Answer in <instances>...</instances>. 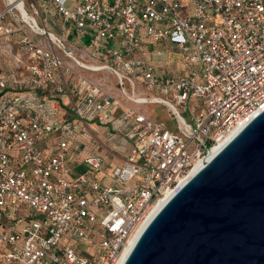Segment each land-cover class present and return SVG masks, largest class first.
<instances>
[{
	"label": "built area",
	"instance_id": "built-area-1",
	"mask_svg": "<svg viewBox=\"0 0 264 264\" xmlns=\"http://www.w3.org/2000/svg\"><path fill=\"white\" fill-rule=\"evenodd\" d=\"M5 2L0 10V264H118L153 206L196 162L264 110L263 2ZM57 20L79 40L88 37L82 53L47 29ZM24 26L47 42L35 41ZM147 43L168 46L150 52L159 56L172 46L186 67L198 65V71L157 76L152 61L143 58ZM98 73L113 76L120 95L89 75ZM71 90L73 120H58L45 94L70 96ZM121 105L119 118L131 122L125 135L131 146L111 170V184L96 177L99 157L85 160L91 173L68 179L73 121L82 122L90 109ZM145 105L165 108L174 129L154 122L140 110ZM21 211L25 214L18 216Z\"/></svg>",
	"mask_w": 264,
	"mask_h": 264
},
{
	"label": "water",
	"instance_id": "water-1",
	"mask_svg": "<svg viewBox=\"0 0 264 264\" xmlns=\"http://www.w3.org/2000/svg\"><path fill=\"white\" fill-rule=\"evenodd\" d=\"M122 264H264V110L174 191Z\"/></svg>",
	"mask_w": 264,
	"mask_h": 264
},
{
	"label": "crops",
	"instance_id": "crops-1",
	"mask_svg": "<svg viewBox=\"0 0 264 264\" xmlns=\"http://www.w3.org/2000/svg\"><path fill=\"white\" fill-rule=\"evenodd\" d=\"M263 5H264V0H262ZM47 29L50 30L51 32H53L54 34L64 38L65 42H67L68 46L70 49H72L74 51V53L76 54H80L82 53V46L86 45L88 43V40L86 42L82 41L83 39H78L75 32L71 29H69L68 27L66 28H61L60 26V21H56L55 24L53 25H48ZM31 38H33L35 41L37 42H47L46 39L44 38H40L37 36H31ZM157 48L158 50H167V45L166 44H159V45H154L152 43H147L145 45L142 46V52H144L143 58L147 59V60H151L155 70H156V75L157 76H171V74H164V75H160L159 73V68L161 65L162 67L166 66V63L162 60L159 61H155L154 60V56L156 54L154 53H150L153 51L154 48ZM169 52H164L160 57L164 56L165 53H178L181 57L182 55L175 51L172 46H169ZM159 56V55H156ZM183 58V57H182ZM184 62V61H183ZM191 68V66H187L186 67V71H188ZM164 73V72H163ZM91 78L97 79V80H102L104 81V83L106 82L108 85V89H110L115 95H120V91L119 88H117L116 86V79L113 76H110L108 74H93L91 76V74H89ZM57 77L58 80H60L58 74L55 75ZM73 83V81H71ZM110 82V83H108ZM109 84H112L113 87H111ZM140 90H142V88H140ZM143 93V91H142ZM45 100L47 101V105L50 108V110L54 111V114L56 116V118L58 120H73L72 117V113H71V103L73 102V100L75 99V94L74 91L71 90L70 91V96L67 95H60V96H55V95H48L47 93L45 94ZM197 102V104H199V101L194 100L192 101V106L193 103ZM54 103L57 105L56 109L53 108ZM125 106L128 107H132L133 104L130 102L125 101L124 102ZM121 105L119 108H113L111 111H109V109H99V110H95V109H90L87 114L85 115L83 121H78V120H74L73 124L75 126V130L74 133H78L79 135H83L84 132H86V130L88 131L90 128H95L96 129V138L95 141L100 143L101 146H103V144H105L106 146H109L111 148L110 151L109 149L108 152L111 155V159L113 160H118L119 165L120 166L123 163V160L126 158L128 152H129V148L131 146V144L126 140L125 135L127 133V131L130 129L131 127V122L130 121H122L119 118V115L121 114L122 110H125V106ZM198 106V105H197ZM147 107L148 110H152L153 107H157L154 105H145L140 107V110L142 112H144L142 110V108ZM196 107V106H194ZM107 111H109V115L107 119H102V117L104 116L105 113H107ZM145 113V112H144ZM148 115V113H146ZM149 116V115H148ZM151 118V117H150ZM152 119V118H151ZM154 122L157 123H163L165 124L168 128L174 129V124L171 120H169L171 123V125H169L168 123H164L161 121H157L152 119ZM105 133H108L105 135ZM94 139V138H93ZM73 140V138H71V141ZM126 142L127 145L124 143ZM84 144L81 145L80 147L83 148ZM69 148V146H68ZM67 148V158H66V167L68 170V179H73L76 178L78 175H80L81 173L84 172H92L91 167H89L87 164H85V160L89 157H99L102 161H101V165H100V172L96 174V177L100 180L101 184L108 186L111 184V179H110V174H111V170L113 168H110L109 166H104V160L103 158H101L99 155L96 156H88L85 157L82 161H79L78 158L80 156V152L78 151L76 154H74V156L71 155L72 152H68L69 149ZM98 150H100V146L98 145ZM69 156H71L69 158ZM71 165L74 166V169H70ZM117 166V167H118ZM115 168V167H114Z\"/></svg>",
	"mask_w": 264,
	"mask_h": 264
},
{
	"label": "rangeland",
	"instance_id": "rangeland-1",
	"mask_svg": "<svg viewBox=\"0 0 264 264\" xmlns=\"http://www.w3.org/2000/svg\"><path fill=\"white\" fill-rule=\"evenodd\" d=\"M5 3H6L5 0H0V10L4 7ZM24 27H25V30L27 32V35H29V36L32 35V33L27 29V27L26 26H24ZM87 40H88V37H85V38H83L82 41L86 42ZM154 60L155 61H159V60L162 61L163 60L166 63L165 67L161 68V65H160V68H159L160 75H164V74L169 73V74H171V76H176L179 74V72H186V65L183 62V58L178 53H176V54L165 53L164 56H162V57L155 55ZM191 68L196 70V71H198V69H199L198 65L191 66ZM108 83H110V82H108ZM109 85L111 87H113L112 84H109ZM197 105H198L197 102L193 103V107L194 106L197 107ZM154 106H157V107H153L152 110L151 109L148 110L147 107H144V108H142V110L145 113H148V115L152 119L157 120V121H161L164 123H168L169 125H171L172 123L169 120L172 121V119L168 117L167 110L161 106H158V105H154ZM184 117L187 118L188 114L187 113L184 114ZM89 128L90 129L88 131L86 130V132H84L83 135H79L78 133L73 134V136H72L73 140L70 141V143H69V148H68L69 151L68 152H72L71 155L74 156V154H76L78 151H81L80 152L81 154H80L78 160L82 161V162H83V159L85 157L99 155L104 160V166H109L110 168L117 167L119 165L118 160H114V159L112 160L111 155L107 149H109L110 151H113V150H111V148L109 146H106L105 144H103V146H101L100 143L96 142L95 141L96 134H97L96 129L92 128V127H89ZM106 134H108V133H105V135ZM124 143L127 145L126 142H124ZM83 144H84V146H83V148H81L80 146ZM98 145L100 146V150H98ZM70 157L71 156H69V158ZM70 169H74V166L71 165ZM141 178H142V176L140 174V175L135 177L134 181L139 180ZM24 214H25V212L21 211L18 214V216H23ZM6 217L9 218V214H7ZM102 217H103V215H99V219H101ZM26 225H28V222H25L24 224H22L19 227V231L23 227H25Z\"/></svg>",
	"mask_w": 264,
	"mask_h": 264
},
{
	"label": "bare ground",
	"instance_id": "bare-ground-1",
	"mask_svg": "<svg viewBox=\"0 0 264 264\" xmlns=\"http://www.w3.org/2000/svg\"><path fill=\"white\" fill-rule=\"evenodd\" d=\"M19 1L14 2L13 5L18 6ZM239 130V129H238ZM235 133H237V131ZM235 133L229 137L228 139H226L224 142L220 143L217 147H215L214 149H212V151L209 153V155L202 159L201 161H198L195 163L194 167L191 169V171H189L187 173V175L180 181L179 185L177 186V188H179L180 186H182L195 172H197L213 155H215L234 135ZM176 188V189H177ZM175 189V190H176ZM174 190V191H175ZM174 191L168 193L165 195V197L161 200H159L152 208L150 214L148 215V217L146 218L145 222L137 229L136 233L133 235L132 239L129 242L128 247L126 248V250L124 251L120 261L118 264H122L126 258V256L128 255L130 249L132 248L133 244L135 243L136 239L138 238L139 234L142 232V230L144 229V227L147 225V223L151 220V218L156 214V212L163 206V204L173 195Z\"/></svg>",
	"mask_w": 264,
	"mask_h": 264
}]
</instances>
